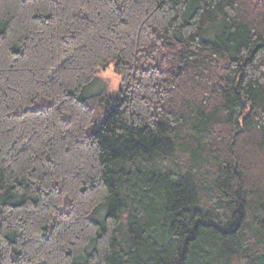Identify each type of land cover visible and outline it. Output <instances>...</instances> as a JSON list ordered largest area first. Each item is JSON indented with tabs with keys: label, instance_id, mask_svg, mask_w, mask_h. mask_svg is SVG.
<instances>
[{
	"label": "trees",
	"instance_id": "trees-1",
	"mask_svg": "<svg viewBox=\"0 0 264 264\" xmlns=\"http://www.w3.org/2000/svg\"><path fill=\"white\" fill-rule=\"evenodd\" d=\"M0 264H264V0H0Z\"/></svg>",
	"mask_w": 264,
	"mask_h": 264
},
{
	"label": "rangeland",
	"instance_id": "rangeland-1",
	"mask_svg": "<svg viewBox=\"0 0 264 264\" xmlns=\"http://www.w3.org/2000/svg\"><path fill=\"white\" fill-rule=\"evenodd\" d=\"M96 77L104 85V90L108 94H114L118 92L121 85V79L113 72L112 67L98 71Z\"/></svg>",
	"mask_w": 264,
	"mask_h": 264
}]
</instances>
